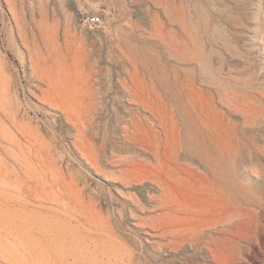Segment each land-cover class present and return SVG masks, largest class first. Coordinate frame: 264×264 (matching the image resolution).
I'll list each match as a JSON object with an SVG mask.
<instances>
[{"label": "bare ground", "instance_id": "obj_1", "mask_svg": "<svg viewBox=\"0 0 264 264\" xmlns=\"http://www.w3.org/2000/svg\"><path fill=\"white\" fill-rule=\"evenodd\" d=\"M226 11L215 27L210 19L202 26L177 14L171 20V45L180 66L173 78L138 81L139 69L134 70L132 80L120 82L121 95L111 100L102 85L100 91L82 86L81 93L72 91L67 85L75 81L69 68L73 52L56 45L47 51V61L58 67L49 78L66 84L51 86V93L41 98L74 130L79 158L95 174L114 179L111 183L121 198L114 204L123 205L122 214L132 221L142 243L153 245L160 264H264V51H258L251 84L254 159L241 164L238 124L226 123L227 114L240 110L235 103L238 90L226 85L222 69L210 60L220 41L225 47L243 42L242 17L248 10L241 8L239 20L228 24L223 20L233 14ZM257 11L263 24L256 33L264 41V7ZM19 33L25 44L30 42L29 60L36 72L41 42L29 40L21 26ZM243 173L249 175L248 189ZM78 197L77 221L96 238L92 243L101 250V264H136V241L120 231L95 195L89 200Z\"/></svg>", "mask_w": 264, "mask_h": 264}, {"label": "rangeland", "instance_id": "obj_2", "mask_svg": "<svg viewBox=\"0 0 264 264\" xmlns=\"http://www.w3.org/2000/svg\"><path fill=\"white\" fill-rule=\"evenodd\" d=\"M177 6L179 11L174 10ZM243 7L248 10L242 17L246 27L243 42L227 48L220 41L210 64L222 69V80L238 90L235 103L240 110L227 114L226 123L238 124L239 161L250 164L255 146L253 64L259 58L258 51H264V41L256 33L263 24L257 9L264 7V0H0V264H101V250L92 243L96 238L77 221L80 195L85 200L95 195L105 213L119 223L120 231L136 241V264H160L153 245L143 244L132 221L122 214L123 205L114 204V199H121L111 183L114 179L95 174L79 158L73 145L74 130L41 98L66 84L65 80L53 82L49 78L58 67L47 61V51L56 45L62 52L68 48L73 52L69 68L73 70L72 81L77 83L67 85L72 91L76 88L81 93L84 87L100 91L102 85L111 100L121 95L120 82L132 80L134 70L139 69L138 81L173 78L180 66L171 45L175 28L171 20L177 14L202 26L210 19L215 27L222 21L221 12L233 14L230 20H223L228 24L239 20ZM93 16L102 19L96 28L88 23ZM37 24L41 30L36 29ZM20 26L29 40L41 42L40 55L46 60L40 58L36 72L29 60L30 42L25 44ZM86 53L93 57H86ZM97 96L102 97L101 93ZM244 177L248 178L244 182L248 189L249 175L243 173Z\"/></svg>", "mask_w": 264, "mask_h": 264}, {"label": "built area", "instance_id": "obj_3", "mask_svg": "<svg viewBox=\"0 0 264 264\" xmlns=\"http://www.w3.org/2000/svg\"><path fill=\"white\" fill-rule=\"evenodd\" d=\"M88 23L91 28H96L102 24V19L100 16H93L88 19Z\"/></svg>", "mask_w": 264, "mask_h": 264}]
</instances>
